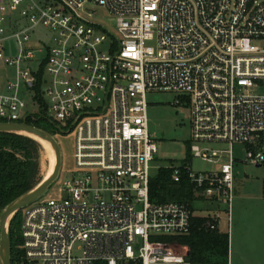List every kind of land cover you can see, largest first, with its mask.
<instances>
[{"label":"built area","instance_id":"1","mask_svg":"<svg viewBox=\"0 0 264 264\" xmlns=\"http://www.w3.org/2000/svg\"><path fill=\"white\" fill-rule=\"evenodd\" d=\"M98 8L115 20L113 31L92 21ZM38 27L53 34L44 50L29 46ZM257 40L264 0H0V61L13 70L0 92V123L39 115L40 93L59 134L76 133L74 177L20 211L21 264H193L178 242L191 231V208L150 200L157 148L147 95L180 94L191 111L193 157H227L214 172L185 169L197 200L228 206L230 223L234 145L264 167ZM181 178L175 167L173 181ZM208 217L218 230L222 216Z\"/></svg>","mask_w":264,"mask_h":264},{"label":"rangeland","instance_id":"2","mask_svg":"<svg viewBox=\"0 0 264 264\" xmlns=\"http://www.w3.org/2000/svg\"><path fill=\"white\" fill-rule=\"evenodd\" d=\"M102 24L109 31L115 29V20L108 16L103 8H98L97 15L92 20ZM33 50L45 45H53V34L44 28H36L31 32ZM264 48V42H255ZM7 55H13L7 53ZM13 76V70L0 61V92L5 88V82ZM257 94H264V81ZM180 94L171 92L148 93V125L149 132L156 144L157 153L152 163L151 174L157 175L159 169H169L181 166L184 161H189L194 172H214L216 168L227 161L222 156L220 160L206 162L195 158L190 152L191 136V111L190 107L180 101ZM27 100V111L35 114L37 107ZM176 101H180L176 105ZM62 151V170L58 181L62 186L54 184L44 196H56L55 190L63 187V183L74 177L75 171V144L76 133L56 134ZM210 150H227V144L209 145ZM235 164V179L233 187V201L231 220L228 222V206L223 204L211 205L209 202L195 201L192 203L194 216L206 218L214 213L222 216L221 229L230 237L229 258L231 264H264V167L257 168L247 162L245 148L235 144L233 147ZM47 150L43 147L40 155V168L43 180L49 170L50 160ZM57 181V182H58ZM22 215V213H21ZM22 218V216H21Z\"/></svg>","mask_w":264,"mask_h":264},{"label":"trees","instance_id":"3","mask_svg":"<svg viewBox=\"0 0 264 264\" xmlns=\"http://www.w3.org/2000/svg\"><path fill=\"white\" fill-rule=\"evenodd\" d=\"M41 104L39 115L27 119V123L55 136L59 131L46 117L45 105L38 94ZM43 146L36 140L15 134L0 133V215L4 209L35 189L42 181L40 155ZM190 166L184 161L181 166L182 178L179 183L173 181L174 168L159 169L157 175L151 176L150 200L154 204L179 202L188 205L192 214V203L197 201L194 188L187 177L185 167ZM21 212L10 222L9 238L11 244L12 264H21L24 254L21 250ZM209 217H192V228L189 235L178 238L180 245L189 249L193 264H224L229 257L230 237L228 233L210 230L207 224ZM98 264H105L103 262Z\"/></svg>","mask_w":264,"mask_h":264},{"label":"water","instance_id":"4","mask_svg":"<svg viewBox=\"0 0 264 264\" xmlns=\"http://www.w3.org/2000/svg\"><path fill=\"white\" fill-rule=\"evenodd\" d=\"M0 133L15 134L26 137L28 136L25 134L33 135L50 145L56 156V164L52 175L48 179H44L35 189L9 204L0 215V264H12L11 244L9 238L10 222L18 212L42 198L45 193L57 182L62 170L63 159L62 151L56 138L50 133L26 122L0 123Z\"/></svg>","mask_w":264,"mask_h":264},{"label":"bare ground","instance_id":"5","mask_svg":"<svg viewBox=\"0 0 264 264\" xmlns=\"http://www.w3.org/2000/svg\"><path fill=\"white\" fill-rule=\"evenodd\" d=\"M27 135L28 137H32L33 139H35L36 141H38L48 152L49 154V160H50V166H49V170H48V173L46 175V179H48L53 171H54V168H55V164H56V156H55V152L54 150L51 148L50 145H48L47 143L43 142L42 140L38 139L37 137L33 136V135H30V134H25Z\"/></svg>","mask_w":264,"mask_h":264},{"label":"crops","instance_id":"6","mask_svg":"<svg viewBox=\"0 0 264 264\" xmlns=\"http://www.w3.org/2000/svg\"><path fill=\"white\" fill-rule=\"evenodd\" d=\"M219 230H220L221 232L225 233V231H222V229H221V225H220V227H219Z\"/></svg>","mask_w":264,"mask_h":264}]
</instances>
